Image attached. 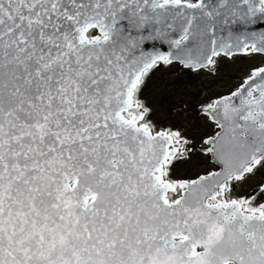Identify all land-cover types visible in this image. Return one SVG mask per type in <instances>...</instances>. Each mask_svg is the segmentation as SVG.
<instances>
[{"label":"snow or ice","instance_id":"6c2138e0","mask_svg":"<svg viewBox=\"0 0 264 264\" xmlns=\"http://www.w3.org/2000/svg\"><path fill=\"white\" fill-rule=\"evenodd\" d=\"M0 264H264V0H0Z\"/></svg>","mask_w":264,"mask_h":264},{"label":"rangeland","instance_id":"374dc122","mask_svg":"<svg viewBox=\"0 0 264 264\" xmlns=\"http://www.w3.org/2000/svg\"><path fill=\"white\" fill-rule=\"evenodd\" d=\"M249 63H250L249 61H242V62H240V63H238L236 65H227L225 67V70L231 71V73H237L238 74L237 76H239V75H241L239 69L244 67V66L247 67V65ZM225 70L222 73V76L224 77L223 83H227L228 79H229V77H226L225 74H224ZM169 71H171V70H169ZM168 75L170 76V74H168ZM151 81L153 82V84L156 87H165L166 88L167 86L171 85L170 82H166V79H165V77L162 76V74L161 75H157L156 73H154V75L151 78ZM211 83L219 84L220 81L217 80V81L210 82V81L202 79V78H197V80H196V78L192 79V80H190L189 84L191 85V87L188 88V91L196 92L198 90V86L199 85L203 84L205 86H209ZM146 92L148 93L149 90L148 91L146 90ZM149 94H151V93H149ZM160 116L163 117V112L160 113Z\"/></svg>","mask_w":264,"mask_h":264},{"label":"trees","instance_id":"16d2710c","mask_svg":"<svg viewBox=\"0 0 264 264\" xmlns=\"http://www.w3.org/2000/svg\"><path fill=\"white\" fill-rule=\"evenodd\" d=\"M254 63H259L260 62V60H259V58H257L255 61H253ZM249 65V64H248ZM247 65V66H248ZM244 67H246V66H244ZM243 68V67H242ZM156 74L157 75H161L162 74V76L163 77H165V79H166V82H170L171 83V85H173V84H175V83H177V78L175 77V76H173V75H168V74H170V71H165V70H159V71H157L156 72ZM225 76L226 77H229V78H231V77H237V73H231V71H227V70H225ZM173 78V79H172ZM196 77H192L191 79H189V78H186V77H184V78H181V80L179 81L180 83H182V84H189L190 83V80H192V79H195ZM196 80H197V78H196ZM156 88H160V87H156L154 84H153V82L150 80L149 81V87H148V89H147V91L149 90V92L148 93H152Z\"/></svg>","mask_w":264,"mask_h":264}]
</instances>
